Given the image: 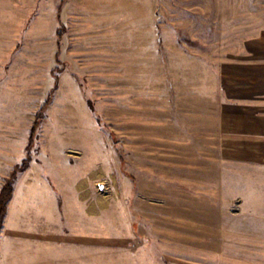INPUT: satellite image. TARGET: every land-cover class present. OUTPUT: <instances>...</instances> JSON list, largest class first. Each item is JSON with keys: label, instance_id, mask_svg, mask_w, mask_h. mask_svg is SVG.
I'll use <instances>...</instances> for the list:
<instances>
[{"label": "rangeland", "instance_id": "obj_1", "mask_svg": "<svg viewBox=\"0 0 264 264\" xmlns=\"http://www.w3.org/2000/svg\"><path fill=\"white\" fill-rule=\"evenodd\" d=\"M106 1L0 0L3 185L31 155L25 179L50 184L57 231L85 237L88 255L102 238L100 264L122 260L110 252L128 240L129 264H264V167L225 159L209 93L224 59L264 30V0H152L157 46L130 42L109 59L102 22L117 11Z\"/></svg>", "mask_w": 264, "mask_h": 264}, {"label": "crops", "instance_id": "obj_2", "mask_svg": "<svg viewBox=\"0 0 264 264\" xmlns=\"http://www.w3.org/2000/svg\"><path fill=\"white\" fill-rule=\"evenodd\" d=\"M113 1L116 2V16H107L102 22L103 36L100 42L105 52L103 55L109 59L113 47H117L119 51L120 48H127L130 42V48L142 50L157 46L160 25L157 24L156 12L150 8L152 0H149L147 11L139 3L137 8L134 3L129 5L130 0H123V5L120 4L122 0ZM113 20L115 37L112 35L113 30H110V22ZM77 41L76 46L74 45L77 55L75 59H80L83 41ZM98 42L96 38L87 39L84 45H89L88 48L92 50ZM244 46L245 56L224 59L220 75L221 90L217 88L212 91L210 87V99L216 107L214 128L218 145L226 160L264 167V30L254 41L247 42ZM211 78L214 80V75L210 77V83ZM30 168L18 175L13 196L8 203L0 233V264H88L90 257L95 258V264H100L98 260L103 258V252H98L96 248L99 247L97 243L102 248V238L93 239L95 250L88 255L86 247L81 244L85 237L57 231L54 216H57L58 210L51 186L43 177L25 179ZM0 181L1 191L4 181ZM88 183V180H83L80 184L83 198L89 197ZM40 184H43L41 187L46 192L37 196ZM101 202L102 198H99L98 204L101 205ZM48 210L52 211L53 216ZM126 242V245L117 244V247H128L126 250L110 252L113 259L134 257V252L129 249L131 240ZM122 260L112 263L129 264Z\"/></svg>", "mask_w": 264, "mask_h": 264}, {"label": "trees", "instance_id": "obj_3", "mask_svg": "<svg viewBox=\"0 0 264 264\" xmlns=\"http://www.w3.org/2000/svg\"><path fill=\"white\" fill-rule=\"evenodd\" d=\"M50 99L42 106V108L38 111L36 119L33 123L30 135V143L29 147L34 144V140L36 137L37 129L41 123V119L43 118L44 112L48 106ZM31 155H28L21 165H17L15 169L12 171L10 177L7 179L5 184L3 185L0 191V230L3 226V222L7 213L8 203L11 200L14 192V184L17 178L18 173L25 171L30 166Z\"/></svg>", "mask_w": 264, "mask_h": 264}]
</instances>
